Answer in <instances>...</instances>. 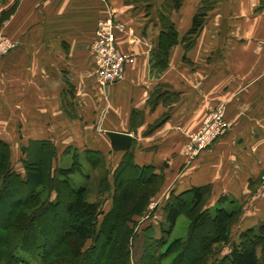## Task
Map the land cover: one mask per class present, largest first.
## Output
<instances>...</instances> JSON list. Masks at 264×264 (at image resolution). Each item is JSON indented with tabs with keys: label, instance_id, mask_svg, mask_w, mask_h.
<instances>
[{
	"label": "crops",
	"instance_id": "obj_1",
	"mask_svg": "<svg viewBox=\"0 0 264 264\" xmlns=\"http://www.w3.org/2000/svg\"><path fill=\"white\" fill-rule=\"evenodd\" d=\"M104 1L0 0V15L16 4L0 26L13 43L0 56V137L10 145L17 172L24 175L20 147L30 139L50 140L58 160L73 147L97 149L118 161L122 151L111 148L105 131L126 132L135 162L166 170L176 193L210 185L212 203L226 195L242 204L239 230L264 221V74L250 61L258 48L241 38L240 46H232L244 24L250 22L251 34L258 32L261 0H227L230 10L223 9L224 0L217 2L188 48L180 38L201 0H185L176 20L171 18L179 40L164 69L151 60L160 5L147 10L145 2ZM106 19L121 21L115 44L127 58L123 78L102 92L91 45ZM217 102L226 106V132L185 165L180 131L198 127ZM134 110L139 115L132 127Z\"/></svg>",
	"mask_w": 264,
	"mask_h": 264
},
{
	"label": "trees",
	"instance_id": "obj_2",
	"mask_svg": "<svg viewBox=\"0 0 264 264\" xmlns=\"http://www.w3.org/2000/svg\"><path fill=\"white\" fill-rule=\"evenodd\" d=\"M132 1L147 3V10L153 2ZM182 2L165 0L159 9V30L151 57L155 68L167 67L170 49L178 43L179 33L168 12L178 9ZM15 5L1 13L0 26L13 13ZM206 10L201 12L198 8L193 14L190 27L180 38L185 48L194 43L205 22ZM137 115L139 113L134 110L132 127ZM161 121H156L150 129L158 127ZM20 149L24 155L21 160L23 176L13 167L9 143L0 137V204L4 196L8 200L16 197L10 212L1 218L0 229L6 238L0 248V264H130L129 245L138 234L132 225L133 218L145 212L161 188L162 171L150 164H137L131 148L121 152L118 163L110 171L105 155L97 149L78 152L67 147L63 155L71 154L69 167L61 166L62 156L58 160L56 147L50 140L30 139ZM86 169H102V174L96 176V186L99 193L111 189V207L106 212H102L97 199L89 200L85 183L91 177ZM126 170L135 173L134 186L126 184L122 178ZM73 174L80 175L84 182L74 186L70 180ZM210 191L209 185H198L179 193L171 192L162 206L160 235L155 236L151 225L141 230L144 246L136 264L148 263L146 260L153 256L156 264H160L170 255H175L170 264L184 261L206 264L219 244H229L230 251L211 264H264V221L242 230L238 242H230L232 227L242 213V204L221 195L214 207L205 206ZM54 210L72 221L50 242L38 217H56ZM99 215L102 216L100 222ZM181 215L189 219L186 235L168 241ZM88 240L91 244L85 246Z\"/></svg>",
	"mask_w": 264,
	"mask_h": 264
},
{
	"label": "rangeland",
	"instance_id": "obj_3",
	"mask_svg": "<svg viewBox=\"0 0 264 264\" xmlns=\"http://www.w3.org/2000/svg\"><path fill=\"white\" fill-rule=\"evenodd\" d=\"M101 1L105 2L104 0H101ZM164 1L165 0H162V1L161 0H153L154 3L152 2L151 4H154L156 6L160 5V7H161V6H163ZM220 1H222V0H201L200 1L198 8L201 9V12H203L205 9H207L206 15H205L206 16L205 20H207V18L210 17L207 14L208 11L214 9L217 6L216 3L220 2ZM184 2H185V0H183L182 5ZM181 6H180V9H181ZM222 6H223V9H225V10H230L232 8L231 4L227 0H224V2L222 3ZM258 7H259V10L261 12L260 13L261 17L259 18V22H258V28H259L258 32L251 34L250 33L251 32L250 22H248L247 26H246V24H244L242 26V28L237 33H235L233 35L234 40L232 41V44H233L232 46H235L237 41H238L237 46H240V43H239L240 40L239 39L241 38V40H243L244 45L253 44V46L255 48H258L257 52L255 54L257 56L254 57L253 59H251L250 61H254V63L258 62V65L261 68V74H264V0H261L259 2ZM178 9H171L168 12L170 18H172L173 20H176L177 15L181 11ZM111 20L117 24L122 25L121 21L119 22L117 20H113V19H111ZM101 21H103V20H101ZM254 32H255V24H254ZM217 40H219V39H215V41H217ZM217 42H219V44H221L220 41H217ZM223 45H227V43L224 42ZM230 46H231V44L229 43V47ZM7 53H5V54H7ZM0 56H2V55H0ZM244 58H245V56H244ZM232 62L234 63L235 61H232ZM125 63H126V61H125ZM229 72H230V70H229ZM94 75H95V72H94ZM123 75H124V72H123ZM229 78H231V76H229ZM100 90L103 92V88H100ZM225 109H226V106H225L224 102H217L212 107L209 108V110L207 111V113L205 114L203 119L201 120V123L198 125V127H195L194 129L188 130V131H183V132L180 131L181 141H182L181 145L182 146L179 147L178 149H180V153H181V156L183 157L185 165H188V164L192 163L193 161H195L197 158H199L201 156V154L207 148H209L215 141H217L226 132L225 128L227 127L228 122L225 118ZM220 110H222V114H219ZM218 116H219V118H218ZM162 117H164V116H162ZM162 117L159 118V120L162 119L161 124L166 119V117H164V118H162ZM159 120H157V121H159ZM223 123L226 124V126H223L224 125ZM212 124H214V126H212ZM209 126L212 128V130H216L217 135L212 140L207 141L208 144L206 143V145H204L203 147L198 148V143H199L198 137L205 134L206 130H207V128H209ZM195 150H196V152H194ZM116 159H117L116 157L107 158L106 166L109 167V171L112 170L116 166V164L118 163L119 160L116 161ZM71 162H72L71 154L65 155L62 159L61 166L62 167H69ZM12 164H13L14 168H16V169L19 168L18 165L16 164L15 159L13 160ZM167 166H168V164L165 167H167ZM181 168H182V166H180V168L178 170L180 171ZM86 170L89 171V173H90L89 176L91 177L89 179V181L87 183H85L88 185V189H89V196H88L89 200L97 199L101 204L100 208L102 209V212H106L111 207V198H110L111 189H109L108 191H106L104 193H99L97 186H96V183H97L96 176L99 173L102 174V169L99 171L98 170L93 171L91 169H86ZM157 171H162V174L164 177V181L161 185V188L156 193V195H154L152 197V199L150 200V202L147 205L145 212L141 215L134 216V218H133L134 223L132 225L134 226V231L137 232L138 234L132 240V242L129 245L130 264H136L137 260L141 256L140 253H141L142 247L144 246L143 245L144 236H142V233H141L142 228H144L145 226L151 225V227L154 229L155 236L158 237L160 235L159 223L163 220L162 206L165 203V200L168 198V196L171 192L176 193L172 188H169V185H168L169 179L167 180L168 177L166 176L167 171L163 170V169L157 170ZM263 175H264V168H263V171L261 172V177H260L261 186H260V188H264ZM135 177H136L135 173H133L131 170H126L125 174L122 175V178L125 180V183L128 185H132V186L135 185L134 184L135 183L134 181L136 179ZM169 178H171V177H169ZM70 180L74 186L80 185L84 182L82 180V177L78 174L71 175ZM210 190H211V186H210ZM19 191H21V190H18V192ZM210 197H211V191H210L209 198L206 200L205 206L214 207V205L217 203L218 199L212 203V201L210 200ZM2 200L3 201L0 204V228H1V224L3 222V221H1V218H3V217L5 218L7 213L10 212L12 206L14 205L16 197H11L8 200V199H6V196H4V198ZM59 207H62V206H59ZM54 213H55V210H54ZM55 215H56V217H50V219H48L46 215H41L38 217V222L41 226V229L43 230V232L45 233V235L47 236V238L50 242L53 241V238L55 239V237H58L65 229H67L69 223L72 221L71 219H70L71 220L70 221L69 217H67L64 213L60 212L58 215H57V213H55ZM101 218H102V216L99 215V217H98L99 222L101 221ZM238 221L232 227L230 242H238L239 234L242 231V230H239V228L237 227ZM188 224H189V219L187 216H185V215L179 216L177 219L176 225L172 231V234L168 238V241L172 240L173 238H177V237L184 238L186 235V232H187ZM5 238H6L5 233H1V229H0V248H1V245L5 242ZM90 244H91V240H88L86 242L85 246H88ZM229 251H230V245L229 244L216 245L213 252L210 254V256H208L206 264H211L214 260L219 259L220 257H222L224 255H227L229 253ZM174 256L175 255H170V256L164 258L160 262V264H170V262L172 261V258H174ZM143 259H144V256H143ZM146 261H148L149 264H156L154 256L151 259H147ZM148 263H144V264H148ZM182 264H188V262L184 261V262H182Z\"/></svg>",
	"mask_w": 264,
	"mask_h": 264
},
{
	"label": "built area",
	"instance_id": "obj_4",
	"mask_svg": "<svg viewBox=\"0 0 264 264\" xmlns=\"http://www.w3.org/2000/svg\"><path fill=\"white\" fill-rule=\"evenodd\" d=\"M121 29V24H117L111 19H106L99 22L95 30L91 50L95 60V77L100 88H105L123 78L127 56L117 49L115 44V33ZM12 47V41L0 32V55L9 52ZM219 114H222V110H220ZM223 126H226V124ZM216 133V130H212L209 126L206 133L198 137V148L203 147L206 143L208 144L207 141L212 140L217 135Z\"/></svg>",
	"mask_w": 264,
	"mask_h": 264
},
{
	"label": "water",
	"instance_id": "obj_5",
	"mask_svg": "<svg viewBox=\"0 0 264 264\" xmlns=\"http://www.w3.org/2000/svg\"><path fill=\"white\" fill-rule=\"evenodd\" d=\"M105 134L109 138L113 150L126 151L129 149L132 140V136L129 133L107 130Z\"/></svg>",
	"mask_w": 264,
	"mask_h": 264
}]
</instances>
